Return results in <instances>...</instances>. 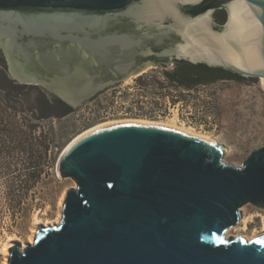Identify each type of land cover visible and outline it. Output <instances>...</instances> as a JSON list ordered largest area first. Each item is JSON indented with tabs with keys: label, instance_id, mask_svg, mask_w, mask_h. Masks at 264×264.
<instances>
[{
	"label": "water",
	"instance_id": "obj_1",
	"mask_svg": "<svg viewBox=\"0 0 264 264\" xmlns=\"http://www.w3.org/2000/svg\"><path fill=\"white\" fill-rule=\"evenodd\" d=\"M205 1L0 0V50L12 80L72 108L83 109L108 84L109 70L129 65L135 29H172L186 42L172 48L178 57L252 78L200 87L257 84L264 0L231 11L224 41L197 29L212 10L184 9ZM225 157L218 142L161 126L88 134L58 159V176L77 185L59 224L38 227L23 250L10 244L8 264H264V234L227 236L244 206L264 210V146L239 167Z\"/></svg>",
	"mask_w": 264,
	"mask_h": 264
},
{
	"label": "rangeland",
	"instance_id": "obj_2",
	"mask_svg": "<svg viewBox=\"0 0 264 264\" xmlns=\"http://www.w3.org/2000/svg\"><path fill=\"white\" fill-rule=\"evenodd\" d=\"M257 81V84L185 89V95L176 99L171 95L164 97L154 85L148 82L141 84L133 78L128 84H122L119 89L121 93H116L113 88L108 89L89 99L83 109L77 106L64 117H61L62 110L56 109L53 110L55 118L41 123L33 120L40 126L33 131V135L38 137L43 131L62 136V147L58 152L60 157L73 138L95 125L126 119L159 122L178 117L179 124L210 136L223 145L226 149L224 162L239 167L253 151L264 146V83L262 78H257ZM26 88V92L22 93L20 109L22 130H25V120L35 117L39 109L36 88ZM49 97L53 99V96ZM123 104L136 108L137 113L127 116L116 114ZM152 110L163 111V114L153 117L146 113ZM34 149L37 150V147ZM28 158L33 163L36 161V156ZM25 159L26 155H22V163L0 161V264H8L10 244H20L22 247L24 243L28 244L38 227L61 220V200L64 194L66 197V193L77 186L72 179L61 180L57 174L58 161L50 174H42L39 180L29 181L33 168L26 165ZM21 180L22 191L17 186ZM20 195L22 203L19 206ZM242 210L247 225L243 223V217L236 227L229 229L227 236L240 234L250 240L263 235L264 210L252 205H246Z\"/></svg>",
	"mask_w": 264,
	"mask_h": 264
},
{
	"label": "flooded vegetation",
	"instance_id": "obj_3",
	"mask_svg": "<svg viewBox=\"0 0 264 264\" xmlns=\"http://www.w3.org/2000/svg\"><path fill=\"white\" fill-rule=\"evenodd\" d=\"M231 3L229 9L227 6ZM243 6H246L250 11L246 0H206L199 7L190 9L184 7V9L195 15L212 10V13L206 17L205 26L203 25L204 27L197 29L200 30L201 34L213 35L215 40L224 41L222 39L225 35L223 31L229 25L231 11L236 8L242 9ZM134 35L136 42L133 49L134 58L122 72L117 73L109 70L108 84L92 98L111 88L115 89L116 93H121L119 89L122 88V84H128L129 81H133V78L141 84L148 82L147 84L154 85L156 91L164 97L169 98L171 95L176 99L183 94L185 95V89L195 90L201 85H213L222 82L241 83L252 79L221 67L211 66L202 59L196 60L192 56L187 59L178 57L177 52L174 53L172 48L182 43L183 38L172 29L163 28L155 32L149 30L137 31L135 29ZM231 41L235 42L233 38ZM183 42L186 44L185 41ZM0 53L2 54L1 50ZM237 56L242 58L239 55ZM120 110L116 114L127 116L133 112L137 113L136 108L126 104H123ZM117 111H119V108ZM146 113L153 117H160L163 111L152 110Z\"/></svg>",
	"mask_w": 264,
	"mask_h": 264
},
{
	"label": "trees",
	"instance_id": "obj_4",
	"mask_svg": "<svg viewBox=\"0 0 264 264\" xmlns=\"http://www.w3.org/2000/svg\"><path fill=\"white\" fill-rule=\"evenodd\" d=\"M28 86L20 85L9 77L5 59L0 53V161L9 163L21 162L22 155H26V165L33 168L29 175V181H37L42 174H50L59 159V150L62 147V136L53 132H41L36 137L33 131L39 128V123L49 118H55L53 110H62V116H66L72 108L65 105L61 100L47 91L36 88L39 109L35 117L25 120V130H22V93H25ZM50 96H53L51 99ZM35 120L38 124L33 123ZM36 143H33V141ZM37 147V150L34 149ZM36 156V161L28 157ZM21 158V159H20ZM33 163V164H32ZM33 165V166H31ZM17 186L22 191V180ZM18 205L22 203L20 195Z\"/></svg>",
	"mask_w": 264,
	"mask_h": 264
},
{
	"label": "bare ground",
	"instance_id": "obj_5",
	"mask_svg": "<svg viewBox=\"0 0 264 264\" xmlns=\"http://www.w3.org/2000/svg\"><path fill=\"white\" fill-rule=\"evenodd\" d=\"M262 81L264 83V79L263 78H262ZM128 123H134V124H140V125H148V126H161V127H165V128L174 129V130H177V131L183 132L185 134H188V135H191V136H195V137H198V138H201V139H204V140L216 142V140L213 139L210 136L196 133L192 128L190 129V128H187L184 125L179 124L178 117H175V118H173L172 120H169V121H159V122L146 121V120H140V119H126V120L109 121V122H106V123H102V124L95 125L93 127H90L89 129L84 130L83 132H81L80 134H78L75 138H73L67 144L66 149H65L64 152H66L73 144H75L78 140H80L81 138L87 136L88 134H91L93 132H96V131H99V130H102V129H105V128L114 127V126H118V125H122V124H128ZM64 199H65V194H64V196H63V198L61 200V204H63ZM60 217H61V215H60ZM59 220L60 219H58L54 223L47 222V223H45L44 226L47 227V226L56 225V224L59 223ZM243 223H245L247 225V218H246V216L243 219ZM35 234H36V232L29 239L28 244H33ZM23 246H25V244L22 245V247H21L22 250L24 249Z\"/></svg>",
	"mask_w": 264,
	"mask_h": 264
},
{
	"label": "built area",
	"instance_id": "obj_6",
	"mask_svg": "<svg viewBox=\"0 0 264 264\" xmlns=\"http://www.w3.org/2000/svg\"><path fill=\"white\" fill-rule=\"evenodd\" d=\"M92 120H94V118ZM88 121H90V119Z\"/></svg>",
	"mask_w": 264,
	"mask_h": 264
}]
</instances>
